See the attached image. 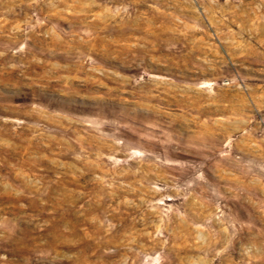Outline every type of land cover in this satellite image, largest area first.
<instances>
[{
	"label": "rangeland",
	"instance_id": "obj_1",
	"mask_svg": "<svg viewBox=\"0 0 264 264\" xmlns=\"http://www.w3.org/2000/svg\"><path fill=\"white\" fill-rule=\"evenodd\" d=\"M0 264H264V0H0Z\"/></svg>",
	"mask_w": 264,
	"mask_h": 264
}]
</instances>
